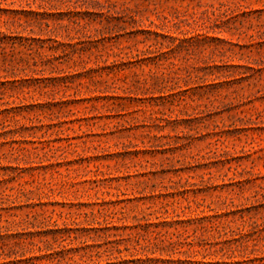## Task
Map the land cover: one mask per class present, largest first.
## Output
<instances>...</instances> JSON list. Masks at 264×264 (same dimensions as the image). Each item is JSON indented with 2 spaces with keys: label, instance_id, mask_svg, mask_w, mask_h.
<instances>
[{
  "label": "rangeland",
  "instance_id": "1",
  "mask_svg": "<svg viewBox=\"0 0 264 264\" xmlns=\"http://www.w3.org/2000/svg\"><path fill=\"white\" fill-rule=\"evenodd\" d=\"M1 34L65 45L0 48V264H264V0H0Z\"/></svg>",
  "mask_w": 264,
  "mask_h": 264
},
{
  "label": "trees",
  "instance_id": "2",
  "mask_svg": "<svg viewBox=\"0 0 264 264\" xmlns=\"http://www.w3.org/2000/svg\"><path fill=\"white\" fill-rule=\"evenodd\" d=\"M17 16H21L25 20V24H27L30 28L31 34L35 33V29L38 30V35L39 37L45 35V34H53V30H51L52 26L50 25L47 17V13H39V12H33V11H22V12H16ZM118 21H121L123 23H126V21H123L122 18H116ZM77 24H79L77 22ZM0 37V48L3 50H6L7 48H10V41L11 43V48L13 49V52L17 50L16 46H19V48H22L23 51L19 52L20 55H43L41 50L44 48L43 45H36V43H45L46 41H53L55 44H57V47L51 46L49 47V51L57 53L58 47L64 46L65 44L60 43L57 40H54L52 38L49 39H42V38H35V37H15L14 39H11L7 36H4L1 34ZM18 41V43L16 42ZM175 39H172V43H174ZM182 41V40H179ZM165 49L169 50V52L174 53V48L171 46L165 47ZM189 52V49L186 50ZM158 55H165L167 53H163L162 50L157 51ZM189 55V53H187ZM176 243H171L170 246L174 247ZM141 260V259H139ZM138 260V261H139ZM141 263L143 264H211V263H206L204 261H181L178 260L177 262L175 261H170V260H160V259H151L147 258L145 260H142ZM215 264H221V263H215Z\"/></svg>",
  "mask_w": 264,
  "mask_h": 264
}]
</instances>
